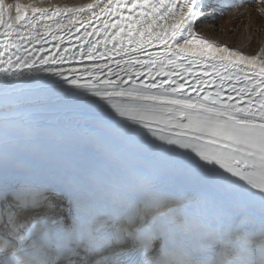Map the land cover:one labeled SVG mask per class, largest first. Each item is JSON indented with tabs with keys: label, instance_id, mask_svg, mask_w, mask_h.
<instances>
[{
	"label": "snow or ice",
	"instance_id": "obj_1",
	"mask_svg": "<svg viewBox=\"0 0 264 264\" xmlns=\"http://www.w3.org/2000/svg\"><path fill=\"white\" fill-rule=\"evenodd\" d=\"M100 3L103 0L83 8H55L48 15L49 9L31 2L15 0L7 4L0 0V74L12 77L19 75L17 70L22 66L35 64L36 57L23 48L21 41H39L49 34L58 40L61 37L56 35L57 30L71 35V29L79 23L85 29L87 52L83 48L81 52L87 59L110 57L112 52L120 58L113 62L115 72L107 64H93L83 69L89 79L81 83L79 77H64L68 84L107 101L118 116L134 123L150 128L151 122L177 129L173 137L158 139L191 148L201 161L218 165L264 199V48L255 55H246L200 36L193 25L205 15L210 0H106L97 12ZM93 23L97 27L86 31ZM38 27L42 31H37ZM89 37H96L95 42ZM77 39H81L79 29ZM110 43L113 47H106ZM153 47L160 50L148 51ZM34 51L39 56L44 49ZM57 58L63 59V53L45 56L39 63L44 65L49 59L56 63ZM135 65L145 68V79L150 77L152 82L136 83L131 79ZM102 68H109L107 76L116 78L100 79L94 73ZM45 71L62 75L55 69ZM121 72L129 80H123ZM135 75L142 73L137 70ZM9 195L7 190H0V200H7ZM11 196L14 207L29 209L38 203L39 194L16 191ZM161 215L153 207L151 215L140 217L138 224L136 216L127 217L129 227L134 226L133 251L147 254L154 242L158 244ZM48 219L39 215L32 223ZM17 220V214L9 211L8 237L0 238V250L11 252V257L6 256L0 264H48L46 254L34 245H25L21 229H31L27 222L18 224ZM229 231L235 234L231 247L217 237L210 241L205 257L189 249L178 254L176 264H264V217L258 227L237 222ZM124 255V250L113 253L116 264ZM146 264H155V258L147 259Z\"/></svg>",
	"mask_w": 264,
	"mask_h": 264
},
{
	"label": "bare ground",
	"instance_id": "obj_2",
	"mask_svg": "<svg viewBox=\"0 0 264 264\" xmlns=\"http://www.w3.org/2000/svg\"><path fill=\"white\" fill-rule=\"evenodd\" d=\"M105 1L106 0H103V3ZM21 2H31L36 7L47 8L49 9L48 15H51L55 8H77L84 4L97 3L98 0H21ZM5 3L14 4L15 0H13V2L5 0ZM103 3H100V7H102ZM251 4L253 3L250 2L241 7V9L245 8L244 10L246 11L244 12L243 10L244 14L238 19L237 23H233V20H230L232 13H228L234 12V10L237 11L240 8L232 9L228 13L225 12L224 15L218 18L217 23L219 25L216 27V22L214 21L216 20V17H214L216 13L212 10L210 0L208 6L204 9L205 15L198 18L194 23V30L198 34H202L207 39L217 43H223L229 47L256 54L264 48V3H261L260 0H256V4L254 3L255 5ZM100 7L96 8L95 11ZM85 14L88 13L86 12ZM230 27L233 28V33H229ZM221 29L222 32L219 31ZM37 30H40V28L38 27ZM61 221L62 219H58L57 221L48 219L43 223H37L33 226L47 230L55 225H59Z\"/></svg>",
	"mask_w": 264,
	"mask_h": 264
},
{
	"label": "rangeland",
	"instance_id": "obj_3",
	"mask_svg": "<svg viewBox=\"0 0 264 264\" xmlns=\"http://www.w3.org/2000/svg\"><path fill=\"white\" fill-rule=\"evenodd\" d=\"M11 1H13V0H11ZM256 4V0L253 2V4H251V5H255ZM245 8H240V9H238L237 11L236 10H234V12H229L228 14H230V13H232V16H231V19L230 20H233V23H237V21H238V19L240 18V17H242L243 16V14H244V12L246 11V10H244ZM243 10H244V12H243ZM225 14V13H224ZM246 15V14H245ZM222 16V15H221ZM218 18L219 17H217L216 18V20H214L215 22H216V27L219 25L218 23H217V21H218ZM236 21V22H235ZM261 29V28H260ZM257 30V29H256ZM256 30H254V31H256ZM220 32H222V29L221 30H219ZM233 28L232 27H230L229 28V33H233Z\"/></svg>",
	"mask_w": 264,
	"mask_h": 264
}]
</instances>
